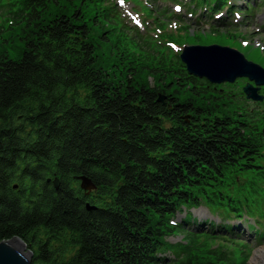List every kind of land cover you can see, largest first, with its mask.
Returning <instances> with one entry per match:
<instances>
[{"label":"trees","instance_id":"1","mask_svg":"<svg viewBox=\"0 0 264 264\" xmlns=\"http://www.w3.org/2000/svg\"><path fill=\"white\" fill-rule=\"evenodd\" d=\"M204 1L218 11L228 0ZM63 2L73 0L26 1L13 15L19 55L0 52V243L22 239L32 264H234L226 250L209 259L171 246V227H200L170 221L198 197L239 218L264 205V141L184 67L173 85L164 70L126 63L107 24L163 53L116 5L47 12ZM104 46L116 50L111 64ZM80 177L96 189L87 194Z\"/></svg>","mask_w":264,"mask_h":264},{"label":"rangeland","instance_id":"2","mask_svg":"<svg viewBox=\"0 0 264 264\" xmlns=\"http://www.w3.org/2000/svg\"><path fill=\"white\" fill-rule=\"evenodd\" d=\"M6 0H0V4ZM95 1V2H94ZM108 0H73L72 5L68 3H60L59 5H50L47 12L50 14H55L63 9L62 6L68 7L73 6L75 9L79 8L80 11L83 9L85 12H101L100 7L105 4ZM191 0H113L114 3L118 4L119 12L128 18L129 22L137 23L140 28H142V23L144 24V29L141 32L149 33L151 36L158 41L157 51L162 52L157 54H148L142 48L139 47L137 39L133 37L135 31L126 32L119 29V27L111 24H107V30L111 37V42L117 49L122 52V55L126 63H131L136 69H146L149 71L164 70V75L168 78V82L175 85L176 81L171 80L172 75H177L176 60L171 56L172 53H181L182 49L187 45H193L198 43L197 41H203L207 39L209 42L205 43L207 46L210 43L218 44V41L225 42L226 45L233 46L231 44H236L242 53H244L245 58L248 61L258 63L264 69V0H235L231 3L237 4L238 2H243L241 9L236 8V12H244L247 19L242 15L239 23L235 22L238 16H229L228 18L233 20L231 22L217 23L216 14L213 13L208 7L200 9L197 13H193L190 18L189 11L187 9L177 10L176 4L178 2H184L183 4H189ZM250 4L249 10H247ZM238 5V4H237ZM12 8V7H9ZM69 12L74 11L71 8L67 9ZM227 10L224 9L219 13H224ZM203 12L206 15L214 14L213 18H210L211 24L198 23V16ZM187 14V17L184 16ZM180 16L182 19H177ZM207 16V17H208ZM249 18H255V24L251 23ZM202 18L199 20L201 21ZM235 19V20H234ZM210 20V21H211ZM238 21V20H237ZM131 24L133 25V23ZM134 26V25H133ZM212 27V28H209ZM23 27L20 24H16L11 21L9 16L1 14L0 11V52H8L10 55H19L23 44L21 40L25 37ZM194 40V41H193ZM215 40L216 42H211ZM222 43L221 45H224ZM220 45V43L218 44ZM102 54L106 57V62L113 63L115 61L116 51L114 48H109L104 46ZM257 51V52H256ZM142 72V71H138ZM140 80L145 81L152 86L155 85V81L148 75V73L142 72L140 74ZM171 80V81H170ZM183 83V82H180ZM244 80L237 81L232 87L228 89L226 96L221 97V95L212 94L216 96L220 102L215 107L216 109H224L230 111L235 115L236 118L247 119L248 130L253 135L252 138L257 139L259 142L264 141V101L262 103H256L253 101L243 100L244 96L240 93L244 86ZM199 87V86H198ZM197 87V90L200 89ZM204 87V86H203ZM181 88V87H180ZM184 88L181 93H185L190 87ZM181 88V89H182ZM223 88V87H222ZM208 98V97H207ZM215 100H198L200 106H203L210 111L214 109L211 104ZM218 101V100H216ZM214 104V103H213ZM237 113H246L248 117H238ZM186 213L180 214L175 218L176 223H181L185 218ZM192 217H196L199 222L205 220H213L220 223L218 218L213 217L209 211L204 207H199L192 210ZM247 222V223H246ZM233 221L232 223L240 224L241 228H235L237 236L232 238V241L226 240H215V239H202V237L207 233L206 229H201L200 231H184L178 230L176 227H171L173 234L168 236V242L180 243L182 246H193L197 249L201 255L212 259L214 256L211 252L215 250L218 246L224 248L229 252V256L234 264H250L254 258L256 252L264 247V237L263 233H257V235L251 236L249 230L250 225L254 226V223L247 219V221ZM202 223V222H201ZM255 227V226H254ZM198 227L194 225L191 230H196ZM207 228V226H205ZM255 229H257L255 227ZM259 230V229H257ZM260 231V230H259ZM261 232V231H260ZM197 233V234H196ZM252 234V233H251ZM234 240V241H233ZM229 264V263H228Z\"/></svg>","mask_w":264,"mask_h":264},{"label":"water","instance_id":"3","mask_svg":"<svg viewBox=\"0 0 264 264\" xmlns=\"http://www.w3.org/2000/svg\"><path fill=\"white\" fill-rule=\"evenodd\" d=\"M181 59L191 76L206 79L211 84L234 83L239 78L247 77L255 81L258 87L264 85V71L246 62L241 54L229 48H185ZM251 87L248 85L245 88L248 98L261 101L262 98L257 97L259 89ZM79 180L87 194L96 189V185L88 178L80 177ZM33 255L32 250L18 237L0 243V264H32Z\"/></svg>","mask_w":264,"mask_h":264},{"label":"bare ground","instance_id":"4","mask_svg":"<svg viewBox=\"0 0 264 264\" xmlns=\"http://www.w3.org/2000/svg\"><path fill=\"white\" fill-rule=\"evenodd\" d=\"M241 5V4H239ZM218 22H231L233 20L229 19L227 15H222L217 19ZM203 23H209L210 22V18L205 17L202 19ZM251 23L255 24V18H252L250 20ZM209 42V41H208ZM211 42H216L215 40H211ZM199 43H206V42H199ZM218 43H225L222 41H218ZM214 45V44H213ZM223 46H229V45H223ZM251 236H254L253 234H250ZM250 264H264V247L259 249L254 258L252 259Z\"/></svg>","mask_w":264,"mask_h":264}]
</instances>
